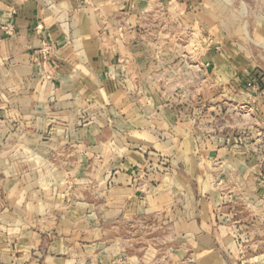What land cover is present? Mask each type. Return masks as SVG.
Returning <instances> with one entry per match:
<instances>
[{"label": "crops", "instance_id": "obj_1", "mask_svg": "<svg viewBox=\"0 0 264 264\" xmlns=\"http://www.w3.org/2000/svg\"><path fill=\"white\" fill-rule=\"evenodd\" d=\"M257 1L255 22L242 14L238 28L228 1L220 14L219 0H0L1 262L28 259L48 237L49 264H109L120 253L104 254L105 221L155 216L147 228L175 230L161 259L264 264V77L257 93L243 75L257 66L251 46L264 53ZM186 19L214 40L207 79L223 85L233 119L220 128L217 112L204 130L200 111L163 91L176 67L169 21ZM71 213L102 214L97 235L66 226ZM154 244L129 264L156 260Z\"/></svg>", "mask_w": 264, "mask_h": 264}, {"label": "rangeland", "instance_id": "obj_2", "mask_svg": "<svg viewBox=\"0 0 264 264\" xmlns=\"http://www.w3.org/2000/svg\"><path fill=\"white\" fill-rule=\"evenodd\" d=\"M222 1V4L218 6V12L221 9H224L226 6L223 4L224 1H228L227 7L229 10L233 11L234 23L238 28L244 23H246L247 15L241 19L242 14H248L249 23L255 22V16L257 12L260 11V5L258 6L257 0H219ZM187 11H191L187 8ZM223 14V13H222ZM191 20H181L180 22L169 21V47L170 51L168 53V58L170 65H176V67H171L168 73V79L166 88L163 89L165 93L169 95L170 99H173L174 102H177L179 106H182L184 110H198L200 111V116L197 117V122L200 124L202 129L208 128L210 114L213 116V111L217 112L216 116L212 117L213 121L216 122L217 127L220 128L225 122L226 119L232 121L230 117L224 115V110L227 108H232L230 105L231 102L224 99L222 93L224 92L223 85L214 86L207 79L209 72L208 66L204 62V48H208L210 45L214 44L212 37L208 36L207 33L198 32L191 27ZM201 34V35H200ZM174 37H171V36ZM252 38V37H251ZM254 39V38H252ZM257 44V43H256ZM250 59L256 63V67L250 69L243 75L249 78V85L246 84V88L252 89L254 92H260L261 82L263 80L264 74L260 72V60H264V53H260V45L251 46ZM264 64V62H262ZM235 88V87H234ZM211 111V113H209ZM191 114V113H190ZM196 117V116H195ZM193 119V116H192ZM225 166L216 165L215 170H213L217 175L224 173ZM219 184V183H218ZM221 192L225 190V187L221 186ZM91 201V198H90ZM61 214H56L55 220L58 222L59 219H62ZM76 213H71V217L67 218L66 226L71 225L74 229L81 228V223L89 224V231L77 230L82 232L80 234H88L92 237L96 236L97 230L95 227H92L96 221V218L101 217L102 214L94 213L88 217H77ZM96 216V217H93ZM74 218V219H73ZM109 217H106V219ZM158 217L149 216L147 218H133V220H128L127 218L120 217L118 218V223L114 224V220H106L105 223L101 226L99 235L103 236L106 241L104 254L112 258L114 251H119L117 259L109 260V264H129L128 255L133 253L134 255H140L148 244L156 243L152 248L159 252V257L149 262L148 264H174L167 258L161 259L162 255H168L171 253V249L174 248L175 241H172L175 236L174 229L164 228L163 230H156L147 228L146 225L150 224L152 221H156ZM80 220V221H79ZM159 220V219H158ZM79 221V222H78ZM78 222V223H74ZM79 224V225H78ZM171 224V223H169ZM162 237H169L171 240L169 244L160 245L158 244ZM114 240L117 241V245H111L110 243ZM42 249L35 251V254L32 250H29L30 253L28 259L25 260H14L7 263L0 261V264H49L48 261H44L43 255L45 253V247L48 242V237L42 240ZM76 258L81 257V252L79 250L73 251ZM28 256V255H27ZM95 258V257H94ZM92 258L88 261V264H97V261ZM94 259V260H93ZM188 261L185 259V263ZM184 263V264H185ZM74 264H86L82 261H75ZM135 264H145L143 262H137Z\"/></svg>", "mask_w": 264, "mask_h": 264}, {"label": "built area", "instance_id": "obj_3", "mask_svg": "<svg viewBox=\"0 0 264 264\" xmlns=\"http://www.w3.org/2000/svg\"><path fill=\"white\" fill-rule=\"evenodd\" d=\"M42 25L40 23H37L36 26H35V30L37 32H39V30L41 29ZM1 29H3L6 33H10L11 32V29L12 27L7 25V26H1ZM249 85V83H248Z\"/></svg>", "mask_w": 264, "mask_h": 264}]
</instances>
